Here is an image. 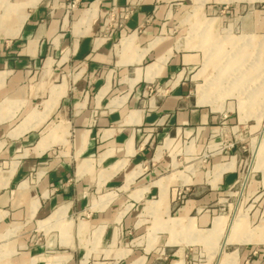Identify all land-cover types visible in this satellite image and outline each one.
Wrapping results in <instances>:
<instances>
[{
	"label": "crops",
	"instance_id": "0c3cea01",
	"mask_svg": "<svg viewBox=\"0 0 264 264\" xmlns=\"http://www.w3.org/2000/svg\"><path fill=\"white\" fill-rule=\"evenodd\" d=\"M209 2L0 0V264H189L226 233L238 245L216 247L220 264H264L261 236L235 239L218 213L237 155L193 162L229 114L203 76L215 58L202 66L172 27ZM212 79L219 109L198 94Z\"/></svg>",
	"mask_w": 264,
	"mask_h": 264
},
{
	"label": "rangeland",
	"instance_id": "374dc122",
	"mask_svg": "<svg viewBox=\"0 0 264 264\" xmlns=\"http://www.w3.org/2000/svg\"><path fill=\"white\" fill-rule=\"evenodd\" d=\"M178 17L172 30L181 47L198 52L202 66L209 55L210 60L215 58L203 76L212 72L217 78L214 89L221 97L224 94L225 99L220 103L229 114V130L222 141L207 152L195 149L193 162L197 163L196 169L206 170L217 154L237 155L242 181L229 196H224L226 207L219 204L217 208L219 215H228L230 221L239 222L233 233L235 239L250 240L261 236L258 226L264 219V1L210 0L200 9L193 8L190 3L179 10ZM211 18L216 20L209 24ZM206 30L212 36H205ZM212 45H218L219 49L217 46L211 48ZM212 80L200 88L209 90L212 87V90ZM198 94L201 103L216 104L215 108H220L212 92ZM253 108L261 110L262 115H242ZM189 193L183 202L177 195L175 204H183ZM222 242L223 238L217 246H201L197 254L188 257L189 264H220L216 247L220 248L219 252L223 251ZM237 245L229 244L225 251H232Z\"/></svg>",
	"mask_w": 264,
	"mask_h": 264
},
{
	"label": "bare ground",
	"instance_id": "6f19581e",
	"mask_svg": "<svg viewBox=\"0 0 264 264\" xmlns=\"http://www.w3.org/2000/svg\"><path fill=\"white\" fill-rule=\"evenodd\" d=\"M213 81H214V80H212V84H214V82H215V81H214V82H213ZM214 86H215V85H214ZM211 88H212V87H211ZM211 88H210V89H211ZM198 89H199L198 92L201 93V94H202V93H206V94H207V91H208V93L212 92V94H214V95L216 94V93H215V90H213V89H212V90H210V89L207 90L205 87H204V89H202V88H200V87H199ZM226 90H227V89H226ZM212 94H211V96H212ZM208 95H209V94H208ZM219 95H220V94H219ZM211 96H210V97H211ZM205 97H206V96H205ZM218 97H219V96H218ZM202 100H204V99H202ZM211 101H212V100H211ZM206 102H207V101H206ZM213 102H214V101H213ZM223 222H224L223 217H219V216H218V217L216 218V220H215V228H216V229H217V228H220V226H221V224H222ZM238 223H239V222L236 223V222L234 221V223H233V225H232V228H233L232 231H233V232H234L235 229L237 228ZM230 228H231V227H230ZM258 229H259V231L261 232V239L264 240V223H261V224L258 226ZM229 230H230V229H229ZM228 232H229V231H228ZM231 233H232V232H231ZM229 236H230L229 234L226 235V238H225L224 244L222 245L221 248L225 247V245L228 244V241H229V239H230ZM248 240H249V239H246V238L243 239V238H242L241 241H248ZM223 249H224V248H223ZM231 262H232V261H231Z\"/></svg>",
	"mask_w": 264,
	"mask_h": 264
},
{
	"label": "built area",
	"instance_id": "2783aa9c",
	"mask_svg": "<svg viewBox=\"0 0 264 264\" xmlns=\"http://www.w3.org/2000/svg\"><path fill=\"white\" fill-rule=\"evenodd\" d=\"M188 191H190L189 188H181V189H179L178 193H177L178 199L182 200L183 198H185L187 193H188ZM182 202H183V200H182Z\"/></svg>",
	"mask_w": 264,
	"mask_h": 264
}]
</instances>
